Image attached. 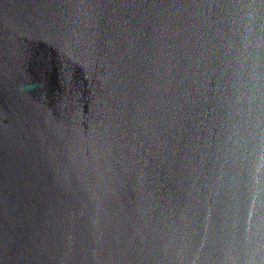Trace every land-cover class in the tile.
I'll return each instance as SVG.
<instances>
[{"label": "water", "instance_id": "1", "mask_svg": "<svg viewBox=\"0 0 264 264\" xmlns=\"http://www.w3.org/2000/svg\"><path fill=\"white\" fill-rule=\"evenodd\" d=\"M0 264H264V0H0Z\"/></svg>", "mask_w": 264, "mask_h": 264}]
</instances>
